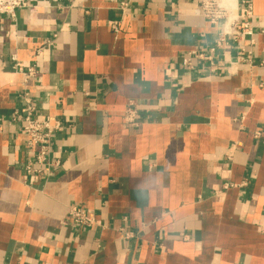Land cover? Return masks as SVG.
Instances as JSON below:
<instances>
[{"label": "crops", "instance_id": "1", "mask_svg": "<svg viewBox=\"0 0 264 264\" xmlns=\"http://www.w3.org/2000/svg\"><path fill=\"white\" fill-rule=\"evenodd\" d=\"M25 1L0 15V264H264V0L214 73L182 64L223 25L199 0ZM24 92L63 126L50 175L24 171Z\"/></svg>", "mask_w": 264, "mask_h": 264}, {"label": "built area", "instance_id": "2", "mask_svg": "<svg viewBox=\"0 0 264 264\" xmlns=\"http://www.w3.org/2000/svg\"><path fill=\"white\" fill-rule=\"evenodd\" d=\"M235 11L229 3L222 0H199L194 10L195 15H199L207 20L209 24L217 25L220 20L223 21L219 38L216 45L209 47L206 51L192 50L182 57V64L189 70L194 69V61H201L209 68L210 73L215 72V55L217 49L228 44L226 37L234 36L237 41L243 35H253V4L251 0H235ZM240 5V8H238ZM27 6L25 0H0V15H7L14 19L18 9ZM125 4H122L123 8ZM113 30L117 32L114 26ZM253 43L254 40L250 39ZM243 50V49H242ZM240 60H245L243 52H240ZM12 69L24 79L34 76L37 71L34 66L24 69L22 63L18 61L16 55H11ZM250 61V60H249ZM264 65V59L261 60ZM24 107L13 111L12 121L22 123V130L26 137V146L31 151L30 158L26 161L24 171L27 174L46 173L50 175L51 167L55 162L51 159V145L53 135L63 129L59 119L51 115H40L36 113V101L24 92L21 94ZM137 109L133 104H128L123 110V119L130 125H137ZM259 133H256V137ZM67 221L75 228H89L97 224L96 216L91 211H86L81 206L76 205L68 209L66 215Z\"/></svg>", "mask_w": 264, "mask_h": 264}, {"label": "bare ground", "instance_id": "3", "mask_svg": "<svg viewBox=\"0 0 264 264\" xmlns=\"http://www.w3.org/2000/svg\"><path fill=\"white\" fill-rule=\"evenodd\" d=\"M222 1L229 3L232 9L235 11V0H222Z\"/></svg>", "mask_w": 264, "mask_h": 264}]
</instances>
